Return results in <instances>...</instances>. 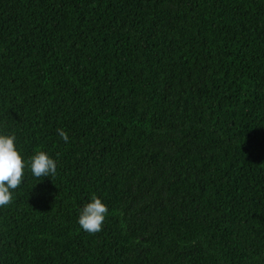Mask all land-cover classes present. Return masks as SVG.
I'll list each match as a JSON object with an SVG mask.
<instances>
[{"label": "trees", "instance_id": "1", "mask_svg": "<svg viewBox=\"0 0 264 264\" xmlns=\"http://www.w3.org/2000/svg\"><path fill=\"white\" fill-rule=\"evenodd\" d=\"M0 134V264H264V0H0Z\"/></svg>", "mask_w": 264, "mask_h": 264}, {"label": "clouds", "instance_id": "2", "mask_svg": "<svg viewBox=\"0 0 264 264\" xmlns=\"http://www.w3.org/2000/svg\"><path fill=\"white\" fill-rule=\"evenodd\" d=\"M56 131L65 143L69 141L68 133L63 128ZM15 140V135L0 134V208L13 202V192L21 186L26 166L37 180L47 176L52 178L57 174L56 161L42 150L30 156L26 164ZM108 211L107 205L93 193L90 202L80 209L78 224L89 234L98 233L102 230Z\"/></svg>", "mask_w": 264, "mask_h": 264}]
</instances>
